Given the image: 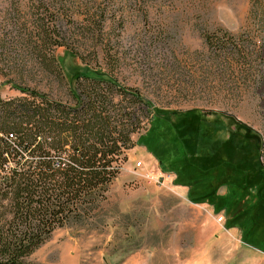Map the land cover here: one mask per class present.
Masks as SVG:
<instances>
[{
    "label": "rangeland",
    "instance_id": "374dc122",
    "mask_svg": "<svg viewBox=\"0 0 264 264\" xmlns=\"http://www.w3.org/2000/svg\"><path fill=\"white\" fill-rule=\"evenodd\" d=\"M42 20L57 23L67 36L59 41L142 100L118 95L119 108L138 125L136 145L125 152L102 208L87 224L55 230L29 259H264L244 256L264 251V0H0V93L6 98L22 95L12 87L19 84L69 99L56 57L65 56L68 68L81 61L66 56L67 46L44 43ZM207 150H219V158H208ZM138 161L142 171L163 168L172 177L150 182L136 172ZM182 183L191 185L192 199L210 204L182 194Z\"/></svg>",
    "mask_w": 264,
    "mask_h": 264
},
{
    "label": "trees",
    "instance_id": "16d2710c",
    "mask_svg": "<svg viewBox=\"0 0 264 264\" xmlns=\"http://www.w3.org/2000/svg\"><path fill=\"white\" fill-rule=\"evenodd\" d=\"M38 28L49 48L67 46L59 41L67 36L57 23L42 20ZM69 55L81 63L68 68L65 56L56 57L68 101L19 84L12 87L20 96L0 93V264H43L30 256L55 230L94 218L121 172L125 152L136 145L132 135L138 125L117 98L125 94L140 102V94L67 46ZM95 61L98 65V55ZM218 151L207 150V157L217 158ZM189 198L201 201L192 199V192Z\"/></svg>",
    "mask_w": 264,
    "mask_h": 264
},
{
    "label": "crops",
    "instance_id": "0c3cea01",
    "mask_svg": "<svg viewBox=\"0 0 264 264\" xmlns=\"http://www.w3.org/2000/svg\"><path fill=\"white\" fill-rule=\"evenodd\" d=\"M198 132V131H197ZM201 137V136H200ZM144 151V154L146 155V156H149V155H151V153H149V152H147V150H143ZM191 185H188V184H184V183H182V185H179V187H180V191H181V193L182 194H184V195H189L193 190H192V188L190 187ZM210 202L211 201H209L208 202V199H205V200H203V201H200V202H196V203H208V204H210ZM219 237H224L222 234H220L219 235ZM246 242H248V241H246ZM249 243V242H248ZM259 246V245H258ZM259 254H262V255H264V251H263V249L262 250H260V249H255V248H253L251 251H246V254H244V256L246 257V256H251V255H253V256H258V257H260L259 256ZM262 260H264L263 258H261L260 257V260H258L257 262V264H263V262H262ZM228 261H230V259L229 258H226L221 264H227V262ZM235 262L233 263V264H238L239 263V260L237 259V260H234ZM247 261H249V260H243V261H241V263L240 264H246L247 263ZM238 262V263H237ZM215 264H216V262H215Z\"/></svg>",
    "mask_w": 264,
    "mask_h": 264
},
{
    "label": "built area",
    "instance_id": "2783aa9c",
    "mask_svg": "<svg viewBox=\"0 0 264 264\" xmlns=\"http://www.w3.org/2000/svg\"><path fill=\"white\" fill-rule=\"evenodd\" d=\"M136 167H137V173L141 176H143L146 180H149L150 182H152V180L154 182L163 184V181L166 178H171L172 177V173L164 171L163 169L159 168V172H154L153 170H149L147 169L146 171H142L144 165L142 161H138L136 163ZM223 220V216H219V221Z\"/></svg>",
    "mask_w": 264,
    "mask_h": 264
}]
</instances>
